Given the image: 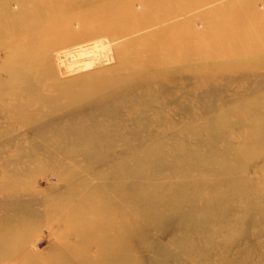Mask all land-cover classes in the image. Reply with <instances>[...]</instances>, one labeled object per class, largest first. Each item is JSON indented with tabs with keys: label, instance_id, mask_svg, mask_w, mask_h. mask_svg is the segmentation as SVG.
I'll list each match as a JSON object with an SVG mask.
<instances>
[{
	"label": "rangeland",
	"instance_id": "374dc122",
	"mask_svg": "<svg viewBox=\"0 0 264 264\" xmlns=\"http://www.w3.org/2000/svg\"><path fill=\"white\" fill-rule=\"evenodd\" d=\"M0 118V264H264V0H0Z\"/></svg>",
	"mask_w": 264,
	"mask_h": 264
},
{
	"label": "bare ground",
	"instance_id": "6f19581e",
	"mask_svg": "<svg viewBox=\"0 0 264 264\" xmlns=\"http://www.w3.org/2000/svg\"><path fill=\"white\" fill-rule=\"evenodd\" d=\"M162 19V18H161ZM155 65H158V62H155L154 63ZM192 112H195V111H192ZM181 115H183V113L181 114ZM124 116H126V114L124 115ZM123 116V117H124ZM127 116H128V114H127ZM162 116V115H161ZM122 116H121V118H123ZM233 117V116H232ZM2 118V117H1ZM0 118V119H1ZM124 118H126V117H124ZM178 119V118H177ZM99 120V119H98ZM100 120H101V118H100ZM123 120V119H122ZM121 120V122H123ZM126 120V119H125ZM125 120H124V123H127V122H129V120H126L127 122H125ZM161 120H162V122L164 123V124H166V125H168V126H171V125H173L172 123L175 121V118L173 119V117H168V116H164L163 118H161ZM102 122H103V120H102ZM119 122H120V120H119ZM89 123V122H88ZM87 124V123H86ZM93 124H87V128H88V130H89V132L88 133H86V134H80V133H77V132H74V134H77V138L78 139H80L81 141L82 140H84V139H87L88 137H89V135L91 134V132H92V130H94L95 129V126H97V125H93ZM15 126H16V124H15ZM72 133H73V131H72ZM72 133L69 135V136H71L72 135ZM112 134V133H111ZM49 136V135H48ZM61 136H63V137H66V134H63V135H61ZM50 137H56L55 135H50ZM50 137H49V139H50ZM106 137H108V139L110 138V137H112V136H106ZM114 137V136H113ZM264 137V136H263ZM262 137V138H263ZM48 138V137H47ZM124 138V140H130V137H128V136H124L123 137ZM82 143V142H81ZM167 146V145H166ZM216 146H214V148H215ZM219 149L221 148V147H218ZM118 150V149H117ZM117 150H116V152H117ZM121 150V149H120ZM214 150H216V148L214 149ZM112 151V150H111ZM165 151V149L163 148L162 149V152L160 151V152H155V153H150L151 155H155V157H157L156 155H159V154H161V153H163ZM113 152V151H112ZM118 152H120V151H118ZM109 153H110V151H109ZM120 153H122V151L120 152ZM123 153H125V152H123ZM131 153V152H130ZM110 155H112V153L110 154ZM153 157V156H152ZM151 157V158H152ZM155 157H154V159H152L153 161H155ZM204 157V156H203ZM203 157H201V158H203ZM130 158V160H133V159H136V160H138V159H141L142 160V171L141 172H135V173H133V171L134 170H129V171H131L133 174H134V177H136V178H140V180L141 181H134V180H132V181H129L128 182V180H125V179H119L117 182H112V183H108V184H105V185H102L101 184V197L102 196H107V195H109V196H107V197H110V201L108 200L107 202H104L103 200H101V208H104V209H106V208H111V212L112 213H114V211H117L118 209H124V208H132V215L131 214H129L128 215V217H126V219H123V221L125 222V223H133V222H136L137 223V220L140 218L139 216H137V214H136V212H135V207H138V205H139V207H140V205H142L143 207H145L146 209H147V212H146V214L149 212L150 213V211H151V208H153V209H155V211H156V213L158 214V216H159V218L157 217V216H153V214L151 215V213H150V215L147 217V215H146V217L147 218H145V220H146V223L147 224H145V225H147V227L146 228H143V226L141 227V225H137V227L135 228V229H133L131 232H130V235L131 236H133V239H135L137 236H141V237H143L144 235H146V233H145V231H147V230H149L150 228H152V226H154V222H156V223H159V224H161V223H165V218L166 217H168V214H169V211H170V207H168V206H166V207H157V203H158V206H159V202L160 201H162V199H164V198H167V197H171L172 196V194L171 193H164L163 195H157L154 199H150V200H147V201H143L140 197H135L134 199H135V202H131V199H133V198H130V199H128V194H126V193H129V191L130 190H133V189H138V188H140V187H143V188H145L144 186H143V184H145L147 187H151V186H157V183H159L161 180V177H163V176H165V175H168L167 173V171H162L160 174L161 175H157V177H151L150 175H148L149 174V172H151L152 171V169H154V168H157L156 166H154L153 165V162H152V160H150L151 162H152V164L150 163V164H145V162H146V160L144 159V157L143 156H141V155H138V154H135V153H131V156L129 157ZM196 158L197 157H195V160H196ZM103 159V158H102ZM101 159V160H102ZM194 159V158H193ZM200 159V158H199ZM198 159V160H199ZM227 159L228 160H231L232 162H239L242 158L241 157H237V156H230L229 158L227 157ZM245 159V158H244ZM148 160V159H147ZM239 160V161H238ZM191 161H192V159H191ZM242 162V161H241ZM183 163V162H182ZM186 165V164H185ZM164 166L165 167H169V165H168V163H162L161 165H160V167L161 168H163L164 169ZM182 166V165H181ZM125 170V169H124ZM123 170V171H124ZM144 170V171H143ZM136 171V170H135ZM125 175H123V176H120L121 178H123ZM157 178H160V179H157ZM103 183V182H102ZM261 183L264 185V179H262V181H261ZM121 187H126V193H120V194H113V192L114 191H116L117 189H121ZM146 187V188H147ZM234 189H235V187H234ZM118 198V200H116L115 202H113V199H117ZM57 199V198H56ZM137 200V201H136ZM49 203H51V202H49ZM53 204V203H52ZM56 204V203H55ZM51 205V204H50ZM54 205V204H53ZM50 207V206H49ZM57 207V206H56ZM158 208V209H157ZM160 208H162V209H160ZM165 208V209H164ZM264 209V208H263ZM53 211H54V209H53ZM135 213V214H134ZM264 214V213H263ZM101 223L103 224V225H106V220H104V221H101ZM140 226V227H139ZM64 227H66L67 228V226H64ZM65 230V229H64ZM120 230V229H119ZM143 230V231H142ZM62 231V230H61ZM65 232H67V231H65ZM70 232V231H69ZM143 233V234H142ZM65 234V233H64ZM178 234V231H177V229H175V231L173 232V235H177ZM111 235H113V234H111ZM114 235H118V233H117V231H114ZM248 237V236H247ZM138 238V237H137ZM242 243V242H241ZM263 244V243H262ZM245 247V246H244ZM259 248H261V247H259ZM264 252V251H263ZM262 256V255H261Z\"/></svg>",
	"mask_w": 264,
	"mask_h": 264
}]
</instances>
